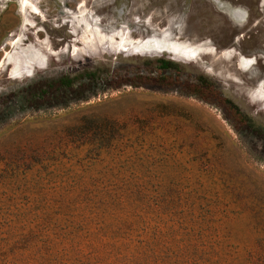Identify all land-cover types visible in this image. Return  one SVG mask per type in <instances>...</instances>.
<instances>
[{
    "label": "rangeland",
    "instance_id": "374dc122",
    "mask_svg": "<svg viewBox=\"0 0 264 264\" xmlns=\"http://www.w3.org/2000/svg\"><path fill=\"white\" fill-rule=\"evenodd\" d=\"M99 229L150 264H264V0H0V264Z\"/></svg>",
    "mask_w": 264,
    "mask_h": 264
},
{
    "label": "trees",
    "instance_id": "16d2710c",
    "mask_svg": "<svg viewBox=\"0 0 264 264\" xmlns=\"http://www.w3.org/2000/svg\"><path fill=\"white\" fill-rule=\"evenodd\" d=\"M160 65L161 68L166 69L172 67L175 63L160 59ZM113 79V76L110 77L111 81ZM97 80L98 74L96 71H86L81 77L62 76L51 79L36 88L33 92L35 94L33 95L34 99L31 101L35 104L46 96L52 95L53 98H56L57 105H66L68 103L67 98L70 100L71 98L82 99L86 97V93L90 92L91 86ZM206 88L210 90L211 86L208 85ZM229 102L232 105V101ZM233 107L235 114L244 117L248 122H252V119L246 117L236 105H233ZM85 232V239L89 242L88 248L90 249L88 254L92 256L81 253L83 251L81 249L82 240L77 233V237L73 236L72 239L68 238L65 233L59 245L57 244V249L53 247V250L52 248L48 250L49 248L40 247L37 250L40 252L38 257L41 259L38 264H150L149 258L155 257L158 259L156 244L153 239L144 242L141 239L134 240L131 237L127 242L119 243V237L124 239L123 237H130L132 234H125L122 231L108 232L103 229L97 231L85 230ZM112 253H116L118 258L114 262H107V255H112Z\"/></svg>",
    "mask_w": 264,
    "mask_h": 264
},
{
    "label": "bare ground",
    "instance_id": "6f19581e",
    "mask_svg": "<svg viewBox=\"0 0 264 264\" xmlns=\"http://www.w3.org/2000/svg\"><path fill=\"white\" fill-rule=\"evenodd\" d=\"M23 1L26 2L27 0H23ZM22 3H23V2H22ZM25 4H26V3H25ZM25 6H26V5H25ZM24 9H25V7H24ZM24 12H25V11H24ZM91 38H92V37H91ZM157 40H158L157 38H154L153 42H154V43H157ZM244 66H245V65H244ZM242 67H243V66H242ZM13 71H14V73L17 72V71H18V68L16 69V68L14 67Z\"/></svg>",
    "mask_w": 264,
    "mask_h": 264
}]
</instances>
